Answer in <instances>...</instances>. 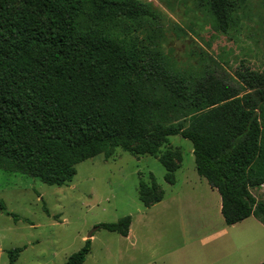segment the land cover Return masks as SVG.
I'll return each mask as SVG.
<instances>
[{"label": "trees", "instance_id": "trees-1", "mask_svg": "<svg viewBox=\"0 0 264 264\" xmlns=\"http://www.w3.org/2000/svg\"><path fill=\"white\" fill-rule=\"evenodd\" d=\"M205 1L215 28L229 33L241 0ZM162 17L140 0H0V170L64 186L83 161L117 148L156 156L180 135L220 193L225 222L264 224V200L253 194L264 185V70L177 68ZM158 159L174 184L181 150ZM139 191L145 206L164 198L155 178ZM2 212L19 221L0 200ZM131 224L125 216L98 227L128 236ZM91 247L87 239L65 264H85ZM23 250L9 251L11 264Z\"/></svg>", "mask_w": 264, "mask_h": 264}, {"label": "rangeland", "instance_id": "rangeland-1", "mask_svg": "<svg viewBox=\"0 0 264 264\" xmlns=\"http://www.w3.org/2000/svg\"><path fill=\"white\" fill-rule=\"evenodd\" d=\"M140 1L162 13L163 49L177 68L186 71L201 61L229 75L241 65L264 70V0H241L238 23L227 34L215 28L205 0ZM175 149L183 162L170 184L158 158ZM154 178L165 198L147 208L140 183L151 185ZM200 179L192 142L180 135L171 136L156 156L117 148L108 160L99 155L83 161L64 186L0 170V200L19 216L15 221L0 213V264H11L9 251L18 247L24 250L15 264H65L87 239L92 247L85 264L263 263L264 226L254 217L226 226L220 193ZM254 194L264 200V186ZM125 216L132 217V236L98 227ZM224 227L227 232L214 235Z\"/></svg>", "mask_w": 264, "mask_h": 264}, {"label": "crops", "instance_id": "crops-1", "mask_svg": "<svg viewBox=\"0 0 264 264\" xmlns=\"http://www.w3.org/2000/svg\"><path fill=\"white\" fill-rule=\"evenodd\" d=\"M181 168V167H180ZM179 168V169H180ZM178 169V170H179ZM201 177V176H200ZM201 178H203V179H205L204 177H201ZM203 179H200V182L202 183L203 181ZM206 180V179H205ZM207 181V180H206ZM197 182V181H196ZM196 182H194L195 184H196ZM176 183V182H175ZM207 183H208V181H207ZM207 186H209V187H207ZM264 186V185H263ZM262 186V187H263ZM261 187V188H262ZM205 188H208L209 190H211V192H214V191H216L217 189L216 188H213L209 183H208V185H205ZM256 190V189H255ZM218 191V190H217ZM253 194H254V190H253ZM255 195V194H254ZM164 198H165V196H164ZM164 198L160 201V202H157V203H155V204H153V205H151V206H145V207H147V208H150V207H153V206H155V205H157V204H159V203H161V202H163V200H164ZM221 206H222V203H221ZM252 217H254V216H250V217H248V218H246L245 220H243V221H240V222H238V223H241V222H244V221H246V220H248V219H250V218H252ZM255 218V217H254ZM256 219V218H255ZM258 220V219H257ZM133 221V220H132ZM259 221V220H258ZM260 222V221H259ZM238 223H235V224H231V225H228L226 222H225V224H226V226H228V227H231V226H234V225H236V224H238ZM261 223V222H260ZM262 224V223H261ZM263 226H264V224H262ZM228 230H227V228L226 227H224V228H222L221 230H219L218 232H216V233H214V235H218V234H221V233H224V232H227ZM132 234H133V224H131V226H130V233H129V235L128 236H132ZM128 236H124V237H128Z\"/></svg>", "mask_w": 264, "mask_h": 264}, {"label": "water", "instance_id": "water-1", "mask_svg": "<svg viewBox=\"0 0 264 264\" xmlns=\"http://www.w3.org/2000/svg\"><path fill=\"white\" fill-rule=\"evenodd\" d=\"M93 236V232L89 234V237H92Z\"/></svg>", "mask_w": 264, "mask_h": 264}]
</instances>
